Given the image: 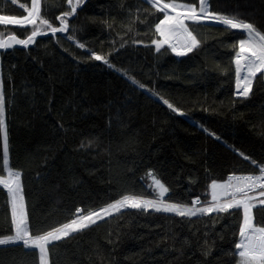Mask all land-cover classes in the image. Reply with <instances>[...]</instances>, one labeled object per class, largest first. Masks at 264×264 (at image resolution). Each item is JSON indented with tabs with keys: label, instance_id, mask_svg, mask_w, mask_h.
I'll use <instances>...</instances> for the list:
<instances>
[{
	"label": "trees",
	"instance_id": "1",
	"mask_svg": "<svg viewBox=\"0 0 264 264\" xmlns=\"http://www.w3.org/2000/svg\"><path fill=\"white\" fill-rule=\"evenodd\" d=\"M53 2L56 6L51 11L59 15L62 0H43L44 7ZM211 2L219 11L238 12L264 27V0ZM20 3L30 5V0H18L16 5L0 0V10L16 16L26 14ZM135 3L85 0L79 22L86 30L78 35L94 51L108 52L113 39H119L116 33L123 31L126 10L121 5ZM110 17L116 18L115 31L102 23ZM138 30L137 38L147 41L151 33L144 35L146 26L140 24ZM22 31L18 26H0L4 37ZM198 32L203 43L198 53L189 54L191 59L170 52L157 55L154 47L131 43L109 57L181 108L183 116L172 113L150 92L134 88L121 73L84 58L87 52L65 39L67 34H57L60 43L49 33L38 37V45L28 50L16 46L0 55L10 166L23 170L34 225L46 228L66 222L71 218L68 209L74 211L90 202L99 206L109 196L118 198L125 189L150 183L142 179L149 167L170 187L173 196L201 199L210 178L253 171L250 161L230 146L258 161L264 158V80H254L248 98L234 95L235 72L229 57L234 54L230 43L235 37L221 25ZM221 68H226L227 74H222ZM201 124L221 139L208 135ZM0 174H5L2 146ZM190 178L195 182L190 183ZM258 208L264 205L253 208L254 217L264 215ZM206 221L208 217L190 225L179 217L168 219L162 214L147 216L127 210L122 217L99 221V227L56 242L55 247L50 246L49 261L230 264L233 258L228 253L234 250L236 237L223 227L229 220L218 219L215 225L208 221L207 226ZM213 228L207 239L209 244L214 241V246L205 256L204 232ZM9 229L10 206L6 192L0 190V234H8ZM174 234L175 240L170 238ZM0 264H38V251L0 246Z\"/></svg>",
	"mask_w": 264,
	"mask_h": 264
},
{
	"label": "snow or ice",
	"instance_id": "2",
	"mask_svg": "<svg viewBox=\"0 0 264 264\" xmlns=\"http://www.w3.org/2000/svg\"><path fill=\"white\" fill-rule=\"evenodd\" d=\"M17 3L18 0H11L12 5ZM64 3L66 8L63 7ZM84 3L85 0H62L59 15L51 11L52 7L56 6L54 2L46 8L43 0H30V5L20 3L19 7L26 13L20 16L0 10V26H18L23 30L20 35L15 32L6 38L0 35V50H3L0 51V55L8 49H15L16 46L28 50L32 45H38V37L47 36L49 33L57 43H60L61 38L57 34H67L65 39L87 52L84 58L100 61L121 73L134 88L150 92L153 97L162 100L172 113L183 116L185 112L181 108L137 80L128 69L118 67L109 57L129 43L154 47L157 55H167L170 52L175 57H189L190 53H198L203 43L198 29L211 30L214 26L221 25L225 32L235 37L230 43L234 54L229 57L235 72L234 95L248 98L254 80L258 78L264 80V27L243 18L238 12L217 10L211 0H136L135 5H121L126 10L125 20L121 21L123 31L116 33L119 39L118 41L113 39L110 50L106 53L94 51L78 35L86 30L79 22L80 10ZM144 4L149 7L142 8L141 5ZM115 20V17H110L104 19L102 23L107 29L115 31ZM140 24L146 26L144 35L151 33L147 41L137 38L140 36L138 30ZM221 73L227 74V69L221 68ZM5 112L6 98L3 82L0 80V146L5 173L0 174V190L6 192V203L10 206V229L8 234H0V246L21 247L30 252L36 250L38 264H50V246L55 247L56 242L73 239L76 235L91 230L93 226L99 227V221L106 223L107 218L117 219L127 214V210H135L136 213L147 216L162 214L168 219L179 217L181 222L186 221L190 225L205 217H208L212 225H215L218 219L227 218L229 223L223 227L230 229L236 237L233 241L234 250L228 253L233 258L230 264H264V215L254 217L253 214V208L257 204L264 205V158L258 161L238 148L230 146L234 153L243 157L245 161H250L254 166L253 171L240 175L233 171L226 178L223 176L210 178L203 199L200 196L192 198L191 195L173 196L170 187L159 178L153 168L149 167L142 179L147 178L150 183L138 189L135 187L125 189L118 194V198L109 196L99 206L90 202L84 207H75L74 211L68 209L70 219L45 228L31 222L22 180L23 170L10 166V141ZM200 127L216 140L221 139L203 124ZM91 144L92 141H89L87 146L90 147ZM81 147L85 145L82 144ZM194 182L195 180L190 178V183ZM187 191L190 193L191 189ZM257 211L264 213V208H258ZM208 221L205 222L206 226ZM210 231H214V228L204 232L202 254L205 256L211 254L214 246V241L213 244H209L207 239ZM170 238L175 240V234ZM184 242L188 243L187 239Z\"/></svg>",
	"mask_w": 264,
	"mask_h": 264
},
{
	"label": "water",
	"instance_id": "3",
	"mask_svg": "<svg viewBox=\"0 0 264 264\" xmlns=\"http://www.w3.org/2000/svg\"><path fill=\"white\" fill-rule=\"evenodd\" d=\"M0 51H2V50H0Z\"/></svg>",
	"mask_w": 264,
	"mask_h": 264
},
{
	"label": "rangeland",
	"instance_id": "4",
	"mask_svg": "<svg viewBox=\"0 0 264 264\" xmlns=\"http://www.w3.org/2000/svg\"><path fill=\"white\" fill-rule=\"evenodd\" d=\"M6 38V37H5Z\"/></svg>",
	"mask_w": 264,
	"mask_h": 264
}]
</instances>
